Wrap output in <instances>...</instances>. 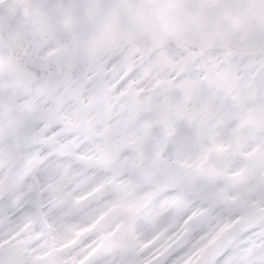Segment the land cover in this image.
Here are the masks:
<instances>
[{
    "label": "snow or ice",
    "instance_id": "snow-or-ice-1",
    "mask_svg": "<svg viewBox=\"0 0 264 264\" xmlns=\"http://www.w3.org/2000/svg\"><path fill=\"white\" fill-rule=\"evenodd\" d=\"M0 264H264V0H0Z\"/></svg>",
    "mask_w": 264,
    "mask_h": 264
}]
</instances>
